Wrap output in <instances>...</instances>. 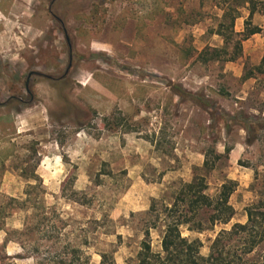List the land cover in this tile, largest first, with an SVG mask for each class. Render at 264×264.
<instances>
[{"label":"rangeland","instance_id":"374dc122","mask_svg":"<svg viewBox=\"0 0 264 264\" xmlns=\"http://www.w3.org/2000/svg\"><path fill=\"white\" fill-rule=\"evenodd\" d=\"M12 1H0V264H68L73 246L80 263L135 261L152 199L193 181L206 153L207 192L236 181V214L183 235L207 256L221 229L246 222L264 191V71L245 76L264 57V32L235 61H204L224 45V0H58L73 68L35 77L25 104L15 97H27L29 69L59 62L63 75L69 50L52 0ZM151 241L161 250L160 228Z\"/></svg>","mask_w":264,"mask_h":264},{"label":"trees","instance_id":"16d2710c","mask_svg":"<svg viewBox=\"0 0 264 264\" xmlns=\"http://www.w3.org/2000/svg\"><path fill=\"white\" fill-rule=\"evenodd\" d=\"M224 0L225 7L216 33L223 37L224 45L207 46L199 57L235 61L243 54V42L256 33L264 32L263 27L253 22L256 13L264 15V0ZM248 12L244 21V30H235V21ZM264 71V57L261 62L246 73L251 77L255 72ZM231 148L226 147V152ZM220 155H216L218 158ZM209 153L205 154L203 165L197 169L201 174L193 181H174L171 185L170 200L152 199L146 215L151 224L146 225L144 237L135 261L128 264H264V191L257 199L245 207L247 220L236 222L230 229H221L211 240L207 256L201 253L203 246L199 238L183 235V229L191 232H203L217 224L228 223L236 214L230 203V196L237 182L228 179L222 183L215 196L207 192V175L213 170ZM208 216H205V214ZM161 229V250L154 251L151 241V229ZM71 246V245H70ZM80 248L72 247V256L68 264L81 260ZM102 264H117L112 255L101 253ZM87 259L83 263L86 264ZM64 260H66L64 258ZM64 262V261H63Z\"/></svg>","mask_w":264,"mask_h":264},{"label":"flooded vegetation","instance_id":"af4514ba","mask_svg":"<svg viewBox=\"0 0 264 264\" xmlns=\"http://www.w3.org/2000/svg\"><path fill=\"white\" fill-rule=\"evenodd\" d=\"M58 0H52L49 5L47 6V9L49 10V12L51 14L54 15V17L59 21V30L62 32L63 30V33L65 35V39H66V43H67V46H68V50H69V63H68V66L64 72V74L62 75V64L58 62V64L56 65H53V70L51 71L50 69L47 71V67L46 65L44 64H38V63H34V67L33 68H30L29 69V72L27 74V77H26V80H25V89H26V92H27V97L24 98V97H15L17 99H19L21 102L23 103H28L30 101H32L34 99V94L33 92L31 91V88H30V85L31 83H33V80L35 77L37 76H43V77H46L48 79H62V77H66L67 74L72 70L73 68V45H72V42H71V39H70V36L68 35V31H67V28L65 26V22L63 21V19L57 15L54 14V12H52V7L53 5L57 2ZM40 48L41 46L43 45H39ZM38 46V47H39ZM39 48V49H40ZM44 48V47H43ZM59 58L61 59L62 56L59 55ZM50 73H59L61 74L60 77L58 78H55L53 77ZM29 90V91H28Z\"/></svg>","mask_w":264,"mask_h":264},{"label":"crops","instance_id":"0c3cea01","mask_svg":"<svg viewBox=\"0 0 264 264\" xmlns=\"http://www.w3.org/2000/svg\"><path fill=\"white\" fill-rule=\"evenodd\" d=\"M1 1V0H0ZM4 4V3H3ZM0 5V7H4V8H8V4H6V6H5V4L4 5ZM19 4H29L26 0H14V1H12L10 4H9V9L10 10H14L15 8H17V5H19ZM260 14V13H259ZM247 15H248V12H247ZM247 15L245 16V17H239V18H237L236 19V21H235V28H236V30L238 31V32H241V31H243L244 30V21H245V19H246V17H247ZM260 15H262V14H260ZM262 16H264V15H262ZM239 19L240 20H242V21H240V23H239ZM239 24H240V26H239ZM260 26H262L263 27V29H264V25H261V24H259ZM264 31V30H263ZM263 32H261V33H256V34H254V35H252L251 37H253V36H256V35H261ZM250 37V38H251Z\"/></svg>","mask_w":264,"mask_h":264},{"label":"water","instance_id":"95a60500","mask_svg":"<svg viewBox=\"0 0 264 264\" xmlns=\"http://www.w3.org/2000/svg\"><path fill=\"white\" fill-rule=\"evenodd\" d=\"M29 91V90H28Z\"/></svg>","mask_w":264,"mask_h":264}]
</instances>
